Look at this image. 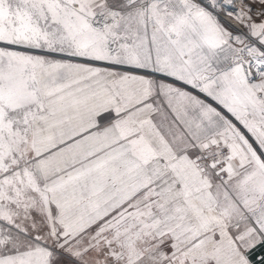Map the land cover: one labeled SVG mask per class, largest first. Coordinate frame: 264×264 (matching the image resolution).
<instances>
[{
    "label": "snow or ice",
    "instance_id": "6c2138e0",
    "mask_svg": "<svg viewBox=\"0 0 264 264\" xmlns=\"http://www.w3.org/2000/svg\"><path fill=\"white\" fill-rule=\"evenodd\" d=\"M0 264H264V0H0Z\"/></svg>",
    "mask_w": 264,
    "mask_h": 264
}]
</instances>
